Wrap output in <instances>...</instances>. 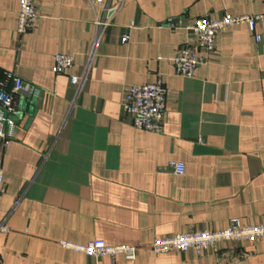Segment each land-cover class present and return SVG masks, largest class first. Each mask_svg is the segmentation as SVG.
Listing matches in <instances>:
<instances>
[{
  "label": "crops",
  "instance_id": "crops-1",
  "mask_svg": "<svg viewBox=\"0 0 264 264\" xmlns=\"http://www.w3.org/2000/svg\"><path fill=\"white\" fill-rule=\"evenodd\" d=\"M34 2L37 27L20 34V0H0V80L12 71L30 85L4 87L20 113L15 137L0 140V220L12 230L0 234V264H264V238L200 252L151 248L157 237L221 230L235 217L264 222V20L255 32L222 30L211 52L198 48L207 63L190 77L173 61L196 46L187 26L197 18L264 13V0H124L80 90L70 76L84 73L106 0ZM58 52L74 56L65 74L52 70ZM158 76L169 93L157 133L134 126L122 98ZM95 238L137 246L135 261L61 245Z\"/></svg>",
  "mask_w": 264,
  "mask_h": 264
},
{
  "label": "built area",
  "instance_id": "built-area-1",
  "mask_svg": "<svg viewBox=\"0 0 264 264\" xmlns=\"http://www.w3.org/2000/svg\"><path fill=\"white\" fill-rule=\"evenodd\" d=\"M97 0L92 3L96 4ZM124 0H106L101 7L100 15L96 20V36L92 47L88 53V61L84 73L80 76L72 75L70 79L80 90L87 78L90 63L94 56L99 40L103 36L107 27L111 24L114 16L122 9ZM40 13L34 0H20L18 12V28L20 34H26L36 29ZM264 20V13L258 14H227L222 18L212 19L207 16L197 18L195 22L187 26L196 38V46L185 45L177 52L173 58L175 71L178 75L190 77L195 69L207 63V58L203 56L198 48H205L208 52L213 51L217 44V35L222 30L238 25L246 24L252 32H255L257 23ZM260 34L256 35V41H261ZM74 64V56L58 52L54 57L53 72L65 74ZM8 82H12V92L26 91L30 85L12 71L5 72L4 81L0 80V140L3 144H8L16 132V117L20 110L15 102L12 93L7 92L4 87ZM169 88L163 78L158 76L154 82L145 84H131L127 87L123 98V111L133 119V124L137 128L161 132L167 114V97ZM170 166L174 173L183 175L186 172V165L182 161H171ZM6 191L5 174L0 166V200ZM11 227L7 220H0V234L11 233ZM264 238V222L259 224L246 225L237 217L232 218L229 225L221 230H190L180 232L171 236L157 237L151 244L155 254L166 252H187L195 250L200 252L206 248H215L220 241H256ZM61 245L78 252H83L89 257L100 258L110 255L115 258L118 254H123L128 261H135L137 246L122 244L109 245L103 239L95 238L87 244H75L62 241Z\"/></svg>",
  "mask_w": 264,
  "mask_h": 264
}]
</instances>
